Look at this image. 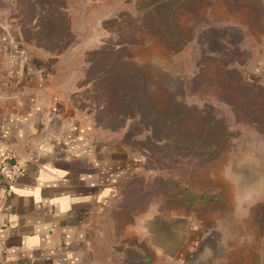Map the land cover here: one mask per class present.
Listing matches in <instances>:
<instances>
[{"label": "rangeland", "instance_id": "obj_1", "mask_svg": "<svg viewBox=\"0 0 264 264\" xmlns=\"http://www.w3.org/2000/svg\"><path fill=\"white\" fill-rule=\"evenodd\" d=\"M159 1L19 4L23 43L45 61L73 128L84 125L80 149L109 145L104 166L123 183L129 206L100 217L95 258L184 264L186 247L187 264H264V0L189 1L173 15L181 40L170 48L138 17ZM207 130L217 148L195 140Z\"/></svg>", "mask_w": 264, "mask_h": 264}, {"label": "crops", "instance_id": "obj_2", "mask_svg": "<svg viewBox=\"0 0 264 264\" xmlns=\"http://www.w3.org/2000/svg\"><path fill=\"white\" fill-rule=\"evenodd\" d=\"M20 1L0 0V157L25 168L14 184L0 177V264H100L95 229L121 201L122 181L104 166L112 159L109 145L85 139L87 150L80 149L84 125L73 128L45 61L23 43ZM96 147L98 159L89 152ZM187 251L178 255L184 264Z\"/></svg>", "mask_w": 264, "mask_h": 264}, {"label": "trees", "instance_id": "obj_3", "mask_svg": "<svg viewBox=\"0 0 264 264\" xmlns=\"http://www.w3.org/2000/svg\"><path fill=\"white\" fill-rule=\"evenodd\" d=\"M189 1L192 0H160V3H163V6H145V5H140L138 7L139 13L138 17L141 18V20H147L149 19V26L153 22V31L155 32V35L158 37V39L168 48L177 46V44L181 40V35L179 32V29L177 27L176 21L173 19V15L175 12L180 9L183 5L188 4ZM135 79H141L139 78V75L134 76ZM138 92L140 93V97L142 100V104L144 106H147L148 103V97L144 92H141V87L144 86V84H138ZM129 93V92H128ZM130 97V95H128ZM151 113L155 119H158L159 121L166 123L171 121V128L169 127V130L175 132L178 130V123L175 120H171V117L167 116H162V114L156 113L155 109H153ZM208 131V136L205 134L203 136H197L195 140H201L204 141L206 139L210 145L215 146L216 148L218 147V143H215V139L211 135L210 131ZM121 184H123L121 182ZM222 190V189H221ZM135 196H138V190H134ZM123 193V192H122ZM121 193V198L123 197V194ZM218 195V194H217ZM201 202H211L212 197L210 195H205V194H199ZM121 205H116L117 213H120L124 210H126L129 206L128 202L126 199H121L120 201ZM121 209V210H120ZM118 210H120L118 212ZM147 264H151V260L147 258Z\"/></svg>", "mask_w": 264, "mask_h": 264}, {"label": "built area", "instance_id": "obj_4", "mask_svg": "<svg viewBox=\"0 0 264 264\" xmlns=\"http://www.w3.org/2000/svg\"><path fill=\"white\" fill-rule=\"evenodd\" d=\"M25 173L24 166L15 162L10 156L0 157V177L9 185L16 183Z\"/></svg>", "mask_w": 264, "mask_h": 264}]
</instances>
